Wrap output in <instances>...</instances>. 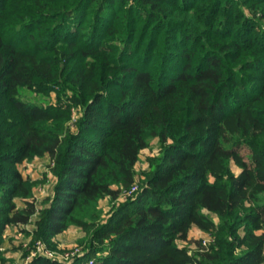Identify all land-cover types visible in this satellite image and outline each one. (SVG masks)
Returning a JSON list of instances; mask_svg holds the SVG:
<instances>
[{"label": "trees", "instance_id": "1", "mask_svg": "<svg viewBox=\"0 0 264 264\" xmlns=\"http://www.w3.org/2000/svg\"><path fill=\"white\" fill-rule=\"evenodd\" d=\"M36 160L41 180L19 169ZM71 227L84 253L65 261L52 253ZM19 251L264 264V0H0V264Z\"/></svg>", "mask_w": 264, "mask_h": 264}, {"label": "rangeland", "instance_id": "2", "mask_svg": "<svg viewBox=\"0 0 264 264\" xmlns=\"http://www.w3.org/2000/svg\"><path fill=\"white\" fill-rule=\"evenodd\" d=\"M22 94L24 96H26L28 99H30V100H32V101H34L37 104L42 105V106L54 105L57 103V95L55 93H52L51 96H48V97L44 96V95L37 94V93H32V92L29 93L27 91H24ZM79 115H80L79 111L77 112V110H75L74 116H76L78 119ZM71 124H73V123H71ZM158 153H159V148L155 144V142L152 144L150 149H146L142 152L141 162L137 165V171H138L139 175H140V173H142V171H144L148 168V164L146 161L147 158L155 156ZM19 169L23 173V175L31 176L34 180L43 179L44 173L48 172V170H46V164L41 160H36V162L33 164L32 163H30V164L24 163L23 165L19 166ZM232 169L236 174H239L241 172V170L235 164L232 165ZM54 185H55L54 179L49 172L47 179L45 180V182L43 184L40 185L41 187H39L37 189V191H39L41 188L45 191V189H48L50 187H54ZM9 230L11 231V229H9ZM7 234H8V238L14 237V239H15L14 244L16 247H20L22 245L24 239L20 235L16 234V232L10 233L8 231ZM75 234H76L75 231L70 232L67 239L63 242L64 247L62 246L63 248H65L67 250V252H69L70 257H75V256L79 257L81 254L84 253L83 249L78 245V241H76ZM199 235L200 234L197 232L194 234L193 237L196 238V240L202 239V238H198ZM204 238H207V236L205 235ZM28 243H29V241H28ZM181 245H185V244L181 243ZM10 254H15V253L12 252ZM17 254H19V255H17ZM17 254H16L17 255L16 257H20L18 262L11 260L9 262V264H22L24 262L23 254L21 253V251L17 252ZM52 254L58 256L59 258H62L60 256V254H58V253H52ZM48 255H51V254L49 253ZM11 256H13V255H11ZM89 264H91V262Z\"/></svg>", "mask_w": 264, "mask_h": 264}, {"label": "crops", "instance_id": "3", "mask_svg": "<svg viewBox=\"0 0 264 264\" xmlns=\"http://www.w3.org/2000/svg\"><path fill=\"white\" fill-rule=\"evenodd\" d=\"M155 144L157 145V142L156 141H155ZM100 206L104 210L105 214L108 216V214H109V212L111 210L110 200L109 199H105V200L101 201ZM16 231H17V229H11V231L9 230L10 233H13V232H16ZM72 231H75L76 232V234H75L76 241H78L79 239H81L84 236V234L82 233V231L80 229H78L76 227H71L68 231H66L65 233L61 234L60 236H58L56 238V241L58 242V244H59L60 247H62V246L64 247L63 242L67 239L68 235ZM197 232L200 234L198 238H203L206 235L204 232L200 231L199 229L193 228L191 230V232L189 233V240H196V238H194L193 236ZM10 253H12V252H9L7 254V258L10 259V260H13V261L18 262V260H19L20 257H16V256L19 255V254H17V253L10 254ZM11 255H13V256H11Z\"/></svg>", "mask_w": 264, "mask_h": 264}, {"label": "built area", "instance_id": "4", "mask_svg": "<svg viewBox=\"0 0 264 264\" xmlns=\"http://www.w3.org/2000/svg\"><path fill=\"white\" fill-rule=\"evenodd\" d=\"M75 110H76V109H75ZM75 110H74V114H73V120H72V122H75L76 119H77V117L74 116V115H75ZM137 190H138V186H134L130 191L125 192V193L123 194V197L121 198V202H122V201H125L128 197L133 196V195L136 193ZM211 242H212V239H211L209 236H207V238H204V239H203V245H204V246H208ZM38 250H39V251H43V247H42L41 244H38ZM39 251H38V252H39ZM46 253H48V252H46ZM48 254H49V253H48ZM50 254H51V253H50ZM36 255H37V252H33L32 255H31V257H35ZM81 255H82V254H81ZM50 256H52V254H51ZM60 256H61L62 258H59V259H62V260H65V261H68V260L74 258V257H70L69 252H67L64 256H62V255H60ZM75 257H76V256H75ZM91 264H93V262H91ZM195 264H197V263H195Z\"/></svg>", "mask_w": 264, "mask_h": 264}]
</instances>
